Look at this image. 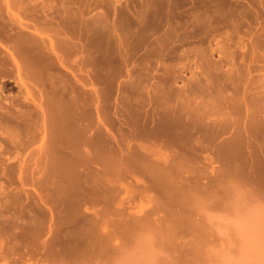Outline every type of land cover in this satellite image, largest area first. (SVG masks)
<instances>
[{
  "label": "rangeland",
  "instance_id": "obj_1",
  "mask_svg": "<svg viewBox=\"0 0 264 264\" xmlns=\"http://www.w3.org/2000/svg\"><path fill=\"white\" fill-rule=\"evenodd\" d=\"M14 1L16 2V0H13L12 4L11 0H0L1 22L5 23L4 19L5 17L7 18L6 15H9L8 8H12L14 12L22 14L26 18L25 21L30 25V29L24 28L23 30H27L29 32L28 34L31 35L38 34L35 36L40 37L39 41L44 37L45 39L43 38L40 42L45 40L44 42L46 43L49 41V45L51 41L56 43L57 35L54 36L55 34L60 33V31H66V29L71 31H69L70 33L67 31L69 33L67 36L72 41L71 44L74 42V46L78 47L73 54L77 53L81 58L77 54L76 56L72 54L66 61V68L62 67V71L68 73L63 76L66 82L69 83L68 85H72L70 88L74 87L73 83L78 87L83 82L86 84L84 87L86 93L87 90L88 93L92 91L99 92L95 94V97H98V99H91L92 102L90 100L86 101L85 111L88 116H86L87 120H85L84 124L87 127L90 124L88 137L90 136L93 140L99 137L95 145L97 144V147L102 149L104 153L103 157L108 158L110 162L104 167L93 162L94 164L92 165L80 166L78 169L70 163L66 164V166H70H68L69 170L67 169V174L70 175L72 181L69 183L68 178L65 179L66 181L62 180L61 188H63V185H66L64 187L69 190L70 188L75 189V191L79 189L77 191L78 194H74L80 197H75V200L72 197L73 199L69 198V200L78 201L82 199V201L79 200L81 204L79 203L78 207L77 203L79 201L77 203L75 202L74 204L76 205L74 206L71 201L66 199L67 197L65 198L66 201L63 200L64 198L60 199V202L57 200L58 197L54 195H56L57 190L62 189L58 188L60 186L58 183H56L58 187H56L55 183L53 184L54 186L52 185L53 182H56L54 179L57 180L58 177L54 178L52 176L53 172L49 166L48 149L46 150V143L41 138L43 135L40 132L45 125L42 121L44 117L41 111V108L45 105L43 87L40 83L36 84L37 81L32 80L33 78L29 79L32 76L25 77L24 70L19 75L18 68L9 54V50H11L10 46L13 45L12 37L9 40V36H12V31L14 36L16 30H11L5 24L0 23V38H2L0 42L4 40L0 43V52L2 51L0 53V65L3 64V66H0V211L8 216V218L10 217V219L19 217L21 224H23L22 230L19 229L20 233L14 235L15 237L9 234L0 236V264H264V155H259V153L261 154L264 151V129H262L264 113L261 112L262 114L256 115V117L248 120L249 122H253H248L250 126H247L260 127V132L252 127L254 134L248 130L240 133V136L243 134L246 136L242 142V139L236 133L234 134L232 128L225 129L226 122L221 121L222 124H220V119L224 120L228 115L225 112L231 111L230 108L222 105L220 100H215L219 104L217 105L215 103V107V104L212 105L213 109L208 106L212 111L215 110L212 117L214 118L216 116L215 120L218 122L214 124L217 125L208 121L209 119L207 117L208 122L205 121L207 122L205 124L204 120L206 119H204L205 117L202 113H205L209 109L204 110L205 106L202 107L201 105H207L205 102L209 97L205 93L203 94V91L200 92V89H196L199 86V83H197L198 75L196 76L199 70H197L194 64L197 61V57L192 53L189 59L186 57L183 58L182 50L187 46L184 48L180 46V49L178 48L176 49L177 51L174 50L175 52H171L173 56L171 58H168V55H166L167 58L165 55L162 58L160 57L162 60L157 57L160 61H156V59L152 61L154 58H150L152 62L148 63L146 61L148 57L144 55L142 57L145 50L139 47H136L137 50H135L134 45V50L131 48L132 50L130 49L129 51L130 56L124 57L126 55L123 52L119 53L120 55L123 54L122 56L125 60L123 61L122 58L118 59L119 63H121H118L116 69L120 73L116 78L113 79V75H107L109 79L106 78L107 76H101L105 77V79L98 78L100 76L97 77L98 80L101 79L100 81L103 79L102 82L95 80L97 78H94V75L90 72L94 68L92 67L94 65L88 63L90 51L88 52L87 50V46L90 49L87 43L92 44L97 38V35L91 36L90 34L92 29L89 26L92 23L91 18L94 22L97 17L103 15L102 17H105L107 24H111L110 26L107 25V27H113L119 23L118 14L121 11L131 12L129 14H133L136 11H144L147 5L145 1L148 3L150 0H79V2L77 0L75 2L70 0L73 1L70 3H68L69 0H57L58 2L60 1L59 3L56 0H17L16 6L14 5ZM50 1H53L52 3L57 2L53 4L54 7H51L53 11L50 9V6H52L49 3ZM91 1L93 4H91ZM80 2L81 7L85 4L84 7L86 8H83L84 10L87 9L86 11L82 8L79 11L80 6H77L80 5ZM66 3H68L67 5L71 3L74 5L76 3L78 9L75 10V5L73 6L72 4L64 6L66 7L64 9L63 4ZM88 3L90 7L96 4H99V7L92 6L90 8L91 10H89ZM48 4L51 5L48 6ZM43 5H46V8L42 7ZM32 6L35 10H33L34 8ZM70 6L71 8H69ZM55 7L56 9H54ZM67 7L69 10L73 9L70 10L68 15L65 14L66 12L64 13V11H67ZM29 8L30 10L32 8L31 13H29L30 10L28 11ZM61 8L64 10L62 11ZM40 9H43L42 12H45L40 13ZM115 9L117 15L113 13L115 11H112ZM88 10L90 13H88ZM25 11L28 13H25ZM75 11L77 12L75 13ZM47 12H50V14L47 15ZM36 13L42 14L43 16L40 15L41 17H39V14ZM80 13V19L85 18V16L86 19H81V22L79 18L78 20L74 19L76 20L75 24L72 18L68 22L69 26H66V24H64L65 26L63 25V23H67L66 21L70 19L69 17H73L75 14L79 15ZM64 16L68 19H65ZM115 16L118 17L116 18ZM94 17L96 18L94 19ZM38 18L40 22H44L49 18L50 22L47 20L49 22L47 24L50 26L46 24L48 28L41 26L40 22L37 23L35 21ZM43 22L42 24L44 25L46 21ZM82 24L85 27H81ZM39 26L42 28H39ZM35 29H38V32L34 31ZM86 30L89 31L86 33ZM2 32H7L10 35L8 36L7 34L6 36ZM50 33L54 34L53 38L49 36ZM2 35L3 37H1ZM89 36L96 38H93L92 41ZM5 40L9 41L6 42L8 46L4 43ZM129 40L130 42L127 43L132 44L131 41L133 39L131 40L129 38ZM135 42L136 40L134 44ZM127 43L125 42V46L128 48ZM203 45L206 46L207 43ZM138 49L141 51H138ZM86 54L88 57L86 56L87 60L85 58L84 63L82 57H85ZM140 55L141 59H144L145 62L140 59ZM118 57L120 56L118 55ZM214 57L213 59H217L218 55ZM7 61L8 63H6ZM11 64L16 68L14 69ZM4 65H8L9 68L12 67L13 70ZM150 67L152 69L149 70ZM143 68H146L148 72ZM140 69L146 71L145 76L148 74V77L143 76V79L139 82L141 84L137 82L140 85L139 88L136 84L138 86L137 89L140 91H137V89L133 91L136 88L135 83V87L132 86V89L127 86H130L128 85L130 81L132 83L133 79L139 77L137 75L133 78V75L138 73L142 74L139 72L141 71ZM149 71L152 72L150 76ZM131 72H134V74H131ZM76 73L77 75H75ZM252 75L253 78L251 75L249 77L245 75L248 79L243 76L242 80L243 78L245 80L240 81L242 86L239 87L240 89L243 88L242 93H248L245 97H249V100L253 98H260V101L264 100V70L257 71ZM21 76L23 80H21ZM110 78L113 80L111 79V81ZM19 80L31 84L35 83L37 87L35 86V89L31 91V98H27V91L23 85H19L21 84ZM78 82L80 83L79 85H77ZM254 84L257 85V88ZM161 85H164V87H161ZM195 85L198 86L195 88ZM244 85L249 86V88L247 86L248 91L245 90L246 92L244 91L246 89ZM159 86L161 87L160 90ZM232 87L235 89V86L232 85ZM232 87L231 89H224L221 94L224 95L222 97H230L231 94L233 97L238 89H235L236 92H234L235 90L233 89L232 91ZM127 88L129 92H127ZM130 90L134 93H132L134 99L130 95ZM229 90L232 92L230 93ZM135 91L138 92V95H136L137 92ZM239 91L241 92V90ZM186 93L188 96L185 95ZM126 94H128V99L125 98ZM244 94H236L235 96ZM202 96L207 100L205 101L203 99L204 101H202ZM129 99L132 101L137 99L133 103L134 106L130 104L132 101ZM209 99L213 98L210 97ZM261 103L262 105L260 104L259 106L262 108L260 110L263 111L264 104L263 102ZM243 108L245 107H240L239 110L244 111ZM21 111H28L27 116L33 112L34 118L30 116L31 123L34 122L32 127L36 126L33 128L35 132L38 130L40 134L36 132V135L33 137L25 132L22 133V128H20L22 125L20 126V124L12 120L11 122L10 120L7 121V118L11 117L9 114L15 112V116L22 113ZM16 112L19 113L16 114ZM191 114L194 115L192 116ZM195 115H198V117L202 116L203 121H199V118ZM218 116H220V119L217 118ZM147 117L149 120H147ZM229 117L233 120L237 116L232 113ZM237 118L239 119V116ZM259 120L263 123L261 122V124ZM195 121L201 122L202 124L198 125ZM237 121L241 123L240 119ZM31 123L29 121V124ZM68 123L73 125V122L69 121ZM208 123L210 125L206 126ZM240 123L239 125L241 126ZM13 124L19 125L20 131ZM42 124L44 125L42 126ZM37 125L42 130L37 129ZM213 125L214 127L212 128L211 126ZM95 131H99V133ZM256 131L258 133H255ZM259 133L260 137L258 136ZM248 134H251L252 138ZM92 135L93 137L95 135V138ZM254 137H259L260 139L253 140L255 139ZM251 139L255 143L254 145ZM232 141L234 144L231 143ZM256 147H259L261 150L258 149L259 151H256ZM249 154H252V156ZM136 156L140 159H136ZM131 158L133 160L132 162L130 161ZM134 159L136 160L134 161ZM122 160L125 164L122 163ZM119 162L121 165H126L129 162L127 165L130 167V170L127 165V167L124 165L121 166ZM133 162H136L137 165ZM71 163L73 164V162ZM133 165H136L135 168L132 167ZM148 168H151L149 170L150 173L153 171L152 175L148 172ZM106 169H110L109 176ZM111 169H115L118 172L119 176L117 177V181H115L116 178L112 175H117L115 174L116 171L113 170V173H111ZM119 169L121 172H119ZM101 170L106 174H101ZM84 171H88L87 173H90L92 176L94 175V177H90L96 179L93 180L89 177L92 181H87V183L89 182L88 184L94 182V185H96L97 183L96 187L93 184L89 185L88 190V187L86 188L87 185H85L83 188L85 192L87 191L86 194L83 193V188L78 186V181L75 183V179L78 180L77 177L82 174L83 177L88 176ZM47 172H50V174H46ZM78 173H81V175ZM120 173H123V175L121 176ZM102 175H105V178ZM50 177L54 180L53 182ZM118 178L120 179L118 180ZM48 179H50L49 182H47ZM111 181H114V183ZM53 187L54 189L51 190ZM72 189L70 191L74 192ZM49 190L54 191V194ZM16 192L19 193L16 194ZM47 193L50 195L48 199ZM42 196L46 199H43L45 201L42 200ZM51 197L54 199L52 200ZM84 197L87 198L84 199ZM62 200L65 203H62ZM33 204L35 205L33 207H35L36 212H34L35 210L32 207ZM97 213H100L102 217H98ZM69 215L73 217V220L68 219L70 217ZM32 217L38 220L32 223L33 225L36 224L37 228L31 225L30 218ZM61 223H65V225ZM67 224L69 229L67 228ZM31 228L33 230L30 232L29 229ZM61 228L63 231H60ZM54 233L55 235L57 234L56 238ZM147 242L148 245L145 246ZM144 250L146 251L143 252ZM147 251L150 252L148 253ZM146 253L148 254L146 255ZM137 256L138 258L136 259ZM140 256L142 258L144 257V262H142L143 259L141 260Z\"/></svg>",
  "mask_w": 264,
  "mask_h": 264
},
{
  "label": "bare ground",
  "instance_id": "obj_2",
  "mask_svg": "<svg viewBox=\"0 0 264 264\" xmlns=\"http://www.w3.org/2000/svg\"><path fill=\"white\" fill-rule=\"evenodd\" d=\"M11 1H12V4H13V0H11ZM73 1L75 2V0H73ZM73 1H70L69 0L68 3L73 2ZM52 2L51 1L49 2V3L52 4V6H50L51 4H48V6H50V9L51 10L53 9L51 7H54L53 4L55 3V2L54 3H52ZM77 2H79V0H77ZM68 3L63 4V8L64 9L66 8L64 6H69V5L72 4L71 3V4L67 5ZM145 3L147 5H146V9L144 11H136L133 14H129L131 12L127 13L124 10L121 11L120 13L118 12L119 13L118 14V16H119V23L118 24H115L113 27H107V25H109V24H107V21H106L105 17H102L103 16L102 14H101L102 16H99V17L96 16L97 19H95L96 17H94V19H95L94 22L92 21V18H91V22L92 23L89 21V23H91V25L89 24V26H91L90 28H92L90 34H91V36L97 35V38L96 37H93V38H96L97 40L95 39L96 41L94 40V42H92L93 41V38L91 36H89L91 38V40H92L91 41L92 44L91 43H87V44H89V47H90V49H89L88 46H87L88 52L90 51V53H89L90 54V57L87 56L88 52H86L87 54L85 55V57L84 56L82 57V60L85 63V58L87 60V57H88V59H89L88 60L89 61L88 63L89 64L92 63L94 65V66H92L94 68L92 69V71H90L91 74L94 75L93 77L94 78H97L98 76H100L98 78L105 79V77H101V76H107V75H110L111 76V75H113L112 76L113 79L116 78L117 75H119V73H120V72L117 71L118 69H116V67H118V63H119L118 59L119 58H122L123 61L125 60V58H123V56H122L123 54L120 55L119 53H122L123 52L124 55H126L124 57L130 56L129 51H130L131 48L134 50V48H133L134 45H135V50H137L136 47H139L140 49L143 48L145 50L144 51V54H142V53L141 54H142V57H143V55L145 57H148L147 60H146L148 63L149 62H152V61H155V59H156V61H160V60H162V59H160V57L162 58L164 55H165L166 58H167L166 55H168V58L169 57L171 58V57H173L171 52H173L174 50L178 49L180 46L181 47L183 46V48L185 46H187L186 48H184L182 50V53H183L182 55H184L183 58L186 57V58L189 59V57H190V55L192 53H194L195 56L197 57V61L194 64H195L197 70H199L198 72L196 71L197 72L196 76L198 75L197 83H199V86L198 85H195V88L198 86L199 88L197 87L196 89H200V92L203 91V94L205 93V95H207L209 98L210 97L213 98V99H209L207 96H205L206 98H208V100H209L208 101L207 99H205L202 96L203 97L202 98V101H204V100L206 101L207 100L205 102V103H207V105L204 104V105H201V106L202 107L205 106L204 110L205 109H209L208 106H210L213 109V106L212 105H214L216 103L215 100L216 101L217 100H220L221 102L220 101L219 102L222 105H225L226 108H230L231 109L230 112H225L226 115L228 114L226 116V119L221 120L220 119V116L221 115L218 116L217 118L220 119V121H219L220 124H222V122H226L225 123L226 124L225 129L228 130L229 127L232 128L233 131H234V134L236 133L242 139L241 140V142H242L243 141V138L244 137L246 138V136L243 134L244 136L242 135L243 136L242 137V136H240L241 135L240 133H244V131H246V130L251 131L253 133V131H254L253 128H256V127H253V126L249 127L250 126L249 123H252L253 121H250L249 122L248 120L251 119V118H253V117H256V115H260V114L264 113L263 112L264 111V108H263V111H261L262 108H261V106H259L260 104L262 105L261 102H263V104H264V100H261L260 101V98L259 99L258 98H255V99L253 98V99H250L249 100L248 99L249 97H245V95L248 94L246 91H248L247 89L249 88V86L248 85H244L245 88H246V89H244V91L246 90L245 91L246 94L242 93V91H243L242 89L243 88L240 89V87H239V86H242L241 82L243 80H245L244 78L242 80V77L243 76L246 75V76L249 77L251 75L252 78H253V75H252L253 73H255L257 71L264 70V0H150V1H148V3L145 1ZM21 4H23V3H21ZM91 4H93L92 1H91ZM9 5H11V4H9ZM14 5L15 6L17 5V0L14 3ZM32 5H34V4L32 3ZM74 5L73 6L75 7V10L78 9L77 7H79V6H80L79 11H80L81 8L83 10H84V8H86V7H84L85 4H84V6L82 4V6L84 8L81 7V2H80V5H78L77 7H76V3ZM141 5H142V3H141ZM20 6H22V5H20ZM45 6L43 5L42 7H45ZM95 6H98L99 7V4H96L93 7H95ZM9 7H11V6H9ZM74 7H73V9H74ZM88 7H89V10H91L90 9L91 8L90 7V4H89ZM140 7H142V6H140ZM32 8H34V7L32 6ZM32 8H31V10H32ZM45 8H44V10H45ZM63 8H61L62 11L64 10ZM69 8H71V6ZM8 9H9L8 10L9 11L8 12L9 15H6L7 18L4 16L5 17V19H4L5 21L3 20L5 23H3L1 21H0V23L1 24L2 23L5 24L11 30H16L14 36H13V31H12V36H9L10 34L7 33V32L6 33L2 32L4 34H6V36L8 34L9 40H10L11 37H12V40H13L12 41V44L13 45L10 46L11 50H9V54L12 57L14 63L16 64V66L18 68V71L20 73L19 75H21L22 70H24L25 77L28 78L29 76H32L29 79H32L33 78L32 80L37 81L36 84L37 83H40V85H42V87H43L42 90L44 91V95L46 96V97L44 96V103H45V105H44V107L41 108L42 115L44 117V120H42V121H43V123L45 125L42 124V126L44 125L43 130H42V128H39L40 126H38V125H37L38 126L37 129L39 128V130H42V131H40L41 134L43 135L41 138L46 143L45 144L46 150L48 149V158H49V162H50L49 166L51 168V171L53 172V173L51 172L53 174L52 176L54 178H57L58 177L57 180L54 179L56 182H53L54 180L50 177V179L53 182L52 185L55 183L56 187H58L57 184H56V183H58L60 185L58 188L62 189V190H59V191L57 190V193L55 191V193H56L57 196L56 195H54V196L55 197H58V199L57 198L56 199L59 202H60V199H63L64 198L63 200H65L66 197H67L66 198L67 200H69V198H72V197L74 198V199L73 198L72 199L75 200V197L76 198L80 197V196L77 195L78 194L77 191L79 189L77 191H75V189L70 188V190L72 189V191H74V192H71L69 189H67L66 187H64L66 185H63V188L64 189L66 188L65 190L63 188H61V186H62L61 185V181L62 180L66 181L65 179L68 178L69 179L68 181H70L69 183H71V181H72L70 175L67 174L70 166L69 165L66 166V164H69L70 163L72 166L74 165L73 167H75V168L77 167V169H78V167H80V166H83V167L86 166V165L89 166V165H92L94 163H97L98 165L104 167V166H107V164H109V162H110V160H108V158L106 159L105 157H103L104 156V153H103L102 149L98 148L97 147V144L95 145V143H96V141H97V139L99 137L96 138V139H94V140L91 139L90 136L88 137V132L90 131L89 130L90 129L89 128V125L90 124L88 125V127H87V125L84 124L85 123V120H87L86 119L87 118L86 116H88V115H86L87 112L85 111L86 110V108H85L86 107V101L87 100L88 101L90 100V102H92L91 99L93 100L94 98H96L95 97V94H97L99 92L92 91L93 92L92 93L90 91L91 93H88V90H87V93H88L87 94L86 93V89L84 88L86 86V84L82 82V84L79 85L81 83V81H80V83L78 82V84H77V85H79L78 87L75 86L74 83H73V86L74 87L73 88H70L72 85L70 84V86H69L68 85L69 83L66 82V79L63 76L64 74H68V73L62 71V67L66 68L65 66L67 65L66 64L67 59H69L71 57V55L76 51V48H78V47H75L74 46V42H73V44H71L72 41H70L69 37L67 36V34H69L71 32L70 30H69L70 31L69 32L66 29V31H60V33H57V34H55V32H53V30H52V32L55 35L53 33H50V35L49 34L48 35L50 37L52 36V38H53V35L54 36L57 35V40L55 41L56 43H54V42L51 41L50 42V45H49L48 44L49 41L46 42V43L44 42L45 40L42 41V42H40L41 40H43L44 37L39 41V38L40 37H36L35 36V35H38V34L31 35V34H28L29 32L27 30H25L27 32H25L23 30L24 28H29L30 27V25H28L29 23H27L25 21L26 18H24L22 14L14 12L12 10V8H8ZM54 9H56V7ZM73 9H70V10H73ZM0 10H1V8H0ZM29 10H30V8L28 9V11ZM31 10L29 11V13H31ZM33 10H35V8ZM40 10H41L40 13H44L46 11L45 10V11L42 12L43 9H40ZM66 10L67 11H64V13L66 12L65 14L68 15L69 12H70V10L68 9V7H67ZM83 10H82V13H83ZM86 10L87 9H85L84 11H86ZM136 10H137V8H136ZM112 11H115L113 13H116V15H117L116 9L115 10H112ZM118 11H120V10H118ZM76 12L77 11H75V13ZM0 13H1V11H0ZM25 13H28V12L25 11ZM88 13H90V11ZM36 14H39V13H36ZM48 14H50V12H47V15ZM70 14H72V13H70ZM34 15H35V13H34ZM40 15H42V14H39V17H41ZM113 15H115V14H113ZM51 17H53V16L51 15ZM80 17H81V13L79 15L78 14L77 15L75 14L73 17H69L70 19L67 20V21L65 19H68V18L65 17V19L64 18L63 19L67 23H63V25L66 24V26H69L68 25V22H70V20L72 18H73L72 20H74V19H77L78 20V18H79V21H80L82 19V18L80 19ZM107 17H109V16H107ZM116 18H115V20H116ZM30 19H32V18H30ZM45 19H47V18H45ZM45 19H43V20H45ZM63 19H62V21H64ZM83 19H86V16ZM38 20H39V18L37 20H35V21H37V23H38V22H40ZM47 20H49V18ZM47 20H45L46 23H44L45 21L44 22L42 21L44 23V25L42 24V22H40L41 23V26H44V27L46 25L47 26H50V25L47 24V23L50 22V20H49V22H47ZM74 21H75V24H76V20H74ZM33 22H34V20H33ZM77 23H79V22H77ZM41 26H39V28H42ZM47 26L45 28H48ZM81 27H85V26H83V24H82ZM49 28H51V27H49ZM90 28H88V29H90ZM0 29H1V27H0ZM11 30H9V31H11ZM64 30H65V28H64ZM34 31L38 32V29H35ZM54 31H56V30H54ZM88 31L89 30H86V33ZM69 36H71V35H69ZM1 37H3V35ZM131 37H133V38H131ZM129 38L131 40L133 39L131 41L132 44L127 43V42H130ZM0 39L2 40V38H0ZM7 40H5V42H4L6 44V46H8L6 42H9ZM135 40H136V42L134 44V41ZM3 41H1V42H3ZM125 42L127 43L126 45H128V48L125 46ZM204 43H207V45L204 46L203 45ZM9 44H11V43H9ZM123 46L125 47V49H123L124 48ZM140 49H138V51ZM143 49H142V51H143ZM132 52H131V54H132ZM80 53H82V52H80ZM76 54H73V56L74 55L76 56ZM170 54H171V56H169ZM77 55H79V54H77ZM118 55L120 57L117 58ZM216 55H218L217 59H213V58H215L214 56H216ZM157 57H159L158 59H160V60H158ZM80 58H81V56H80ZM150 58H154V59H152V61H150L151 60ZM140 59H141V55H140ZM82 60H80V61H82ZM8 61H9V59H8ZM8 61L6 63H8ZM80 61H79V63H80ZM142 61H144V59ZM142 61H141V63H142ZM163 61H164V58H163ZM84 63H83V65L85 66ZM162 63H164V62H162ZM8 65H4V66L8 67ZM12 65L13 64H11V66ZM144 65H145V63H144ZM0 66H3V64H1ZM12 67L14 69L16 68L14 66H12ZM12 67L11 68L8 67V68L13 70ZM146 67H147V65H146ZM143 69L144 70H147L146 68H143ZM150 69H152V67H150L149 70ZM188 69H189V67H188ZM144 70L139 71L142 74L138 73L136 75H133L134 76L133 78H135L137 75H139V77L138 78L136 77V79H133L132 80V83L130 81L129 84H128L130 86H127V87H130V89H132L131 87L134 86V83H135L136 88L133 89V91L136 90L138 88V86L140 88V85H138V83L141 81V79H143V76L146 75L145 73L148 72V70H147V72L144 71ZM153 70H151V71H153ZM151 71H149L150 72L149 73V76L152 74ZM82 72H84V71H82ZM137 72H138V70H137ZM80 74H82V73H80ZM131 74H134V72L133 73L131 72ZM75 75H77V73ZM95 75H96V77H95ZM22 76L20 78H22ZM25 77L23 76V78H25ZM131 77H132V75H131ZM145 77L147 78L148 77V74ZM23 78L21 80H23ZM98 78L95 79V80H98ZM106 78H108V76ZM67 79H68V77H67ZM103 79H102V81H103ZM111 79L112 78H110V80ZM246 79H248V78L246 77ZM100 80H98V81H100ZM102 81H100V82H102ZM20 82H21V84H19V85L20 86L23 85L25 87L26 91H27V98L28 99L31 98V96H32V92L31 91L33 89H35V86H36L35 83L31 84V83L26 82V81H20ZM139 84H141V83H139ZM243 84H245V83L243 82ZM232 85L235 86V89H238L237 92H240L239 90H241V92L240 93H237L236 90L232 87ZM249 85H250V83H249ZM254 85H256V84H254ZM236 86H238V87L236 88ZM247 86H248V88H247ZM261 86H262V84H261ZM161 87H164V85L163 86L161 85ZM161 87L159 86V90H160ZM231 87H232V91L234 89L235 90L234 92H236V93H234L233 97H232V94H231L230 97H222V96H224V95H221L223 93L222 91L224 89H231ZM154 88H156V86H154ZM256 88H257V85H256ZM189 89H190V87H189ZM189 89H188V91H190ZM191 89H193V88H191ZM75 90H77V91H75ZM138 90L139 89H137V91ZM137 91H135V92H137ZM229 91H230V93L232 92L231 90H229ZM260 91H262V90H260ZM127 92H129V89H128ZM153 92H154V89H153ZM249 92H250V90H249ZM251 92H252V90H251ZM132 93L133 92L131 91V94H130L131 97H132ZM123 94H124V92H123ZM128 94H126V97H125L126 99H128L127 98ZM236 94H244V95H240V96L237 95V96H235ZM136 95H138V92H137ZM185 95H187V93ZM212 96H214V97H212ZM254 96H256V95H254ZM260 96H261V94H260ZM96 99H98V97ZM131 99H129V100L132 101ZM263 99H264V97H263ZM135 100H137V99H135ZM135 100L132 101V102L129 101L130 104H132L134 106L133 103H135ZM138 100H140V99H138ZM97 102H98V100H97ZM184 102H186V101H184ZM138 103H137V105H138ZM216 104L218 105L219 103H216ZM216 104L214 105V107L216 106ZM219 106L221 107V105H219ZM243 106L245 107V108H243L244 111H241V109L239 110V108L240 107L242 108ZM99 110H100V108H99ZM28 111H25V112L24 111H21L22 113H20L19 115L17 114L19 112H16L17 115H15V116H14L15 112L14 113H11L12 115L9 114L11 117L7 118L8 120L7 119L6 120L7 121L10 120V122L12 120V121H15L16 123L20 124V126L22 125V127H20V128H22L21 129L22 130V133L25 132L26 134H29V135H31V136L34 137V135H36L35 133L37 132V134H38L39 132H38L37 129H36L37 131L35 132V129L34 128L36 126H33L34 128L32 127V124L34 122L31 123L30 116H32V117L34 116L33 115V112L31 114H29V116H27V114H28L27 112ZM214 111H212L211 109H209L205 113H202V114H204L203 115L205 117L204 119H206V117H207V119H209L208 121H211L213 124L216 123V122H218L217 120H215V117L216 116L214 118L212 117V115H214L213 114ZM201 112H199V113H201ZM232 113L235 116H237V117L239 116V119L241 120V123L237 121V120H239L237 117H235V119L233 118V120L229 117V115H231ZM196 114H197V112H196ZM191 115L193 116L194 114H191ZM223 116L225 118V115L224 114H223ZM263 116H264V114H263ZM196 117H198V115ZM33 118H32V120H33ZM198 118H199V121L200 120L203 121V117L202 116L201 117L199 116ZM28 119H30L29 121H30L31 124H29V121H26ZM207 119L204 120V122L207 121ZM213 119H214L215 122L212 121ZM147 120H149L148 117H147ZM69 121L70 122H73V125H70L68 123ZM143 121H144V119H143ZM26 122H28V123H26ZM207 122H205V124ZM211 122H209V123H211ZM261 122L262 121H260V123ZM88 123H90V122L88 121ZM197 123H198V125L199 124H202L201 122H196V124ZM209 123L206 126L210 125ZM239 123L241 124V126L239 125ZM196 124H194V125H196ZM214 125H217V124H214ZM214 125L211 126V127L213 128ZM247 125H249V126H247ZM16 126L15 127L17 128V130L20 131L19 125H16ZM256 126H257V124H256ZM262 127H263L262 129H264V123H263V126ZM259 128L257 127L256 129H257V131L260 132ZM215 130H216V128H215ZM222 130H224V129H222ZM248 131H247V133H248ZM257 131L255 133H258ZM95 132L99 133V131H95ZM215 133L217 134V132H215ZM263 133H264V130H263ZM234 134H232V135H234ZM245 134H246V132H245ZM237 135H236V137H237ZM259 135H260V133L258 134V136ZM249 136H251V134ZM254 136H256V135H254ZM92 137H93V135H92ZM259 137H254L255 139H253V140H257V138H259ZM93 138H95V135H94ZM237 138H234V139H237ZM251 138H252V136H251ZM251 142H252L253 145L255 144L252 141V139H251ZM231 143H233V141ZM245 144H246V142H245ZM232 146L234 147V145H232ZM237 146H238V144H237ZM259 146H260V144H259ZM250 148H251V146H250ZM252 148H254V147L252 146ZM258 149L261 150L259 147L258 148L256 147V151H259ZM254 151H255V149H254ZM249 155L252 156V154H249ZM259 155H264V151L261 154L259 153ZM136 157H134V158H136ZM136 159H138V157ZM136 159H134V161ZM130 161L131 162L133 161L132 158L130 159ZM71 162H73V164ZM139 162H141V161H139ZM122 163H124V161ZM127 163L129 164V162H127ZM127 163H126V165H127ZM133 163L136 164V162H133ZM143 164H144V162H143ZM120 165H121V163H120ZM123 165H121V166H123ZM126 165H124V166H126ZM135 166L133 165L132 167L135 168ZM109 167H106V168H109ZM124 169H125V167H124ZM143 169H145V168H143ZM150 169L148 168V172H149ZM79 170H81V169H79ZM113 170L116 171L115 169H113ZM113 170L111 169V173H113L112 172ZM129 170H130V167H129ZM76 172H78V171H76ZM87 172L88 171H86L85 173H87ZM106 172H107V174L110 173V169H108ZM116 172H115V174H117V175L112 174L113 177L116 178V179L114 178L115 181H117V177L119 176L118 175V172L117 173ZM119 172H121V170ZM151 172L153 173V171H151ZM48 173L50 174V172H47L46 174H48ZM100 173L101 174H104L105 172L103 170H101ZM149 173H147V174L149 175ZM152 173H150V174L152 175ZM78 174L81 175V173H78ZM87 174H88V176L86 175L84 177H83V174L81 175L82 177L78 175L79 176V177H77L78 180L75 179V183H76V181H78L79 184L78 183L77 184H78L79 187H82L83 188L85 185H87L86 186V188H87L89 185H92V184L94 185V182L92 184H88L89 182L87 183V181H90L91 180L90 178L94 177V175L92 176V175H90V173H87ZM112 175H111V178H112ZM122 175H123V173L121 174V176ZM90 176H92V177H90ZM102 176H103V178H105V175H102ZM108 176H109V174H108ZM50 179H48L47 182H49ZM87 179H89V180H87ZM119 179L120 178H118V180ZM93 180H96V179H93ZM59 181H60V183H59ZM153 181H155V180L153 179ZM155 182L157 183V181H155ZM112 183H114V181ZM94 186L96 187L97 186V183ZM69 187H70V185H69ZM89 187L87 188V190L89 189ZM1 189L2 190H5L3 188H1ZM52 189H54V187L51 188V190ZM51 190H49V191H51ZM82 191H84L83 193H85V194L87 192V191L85 192V189L84 188L82 189ZM51 192H53V194H54V191H51ZM70 192H71V194H70ZM97 192H98V190H97ZM18 193L16 192V194H18ZM74 193H77L76 194L77 196ZM47 194H48V197L46 196ZM47 194L45 195V197H47V199H48V198H50L49 197L50 195H49V193H47ZM28 195H29V193H28ZM43 196H42V200L45 199ZM163 196H166V195H163ZM98 197H99V195H98ZM86 198L84 197V199H86ZM51 199H52V197H51ZM72 199H70L69 201H71V203H73L74 206L76 205V204H74L75 202L77 203L79 200L82 201V199H79V200L77 199L78 201H72ZM45 200H43V201H45ZM63 200H62V203L63 202L65 203L66 200L65 201H63ZM81 201H79L77 203L78 204V207H79V203L81 204ZM33 206H35V205L33 204L32 207ZM52 207H54V206H52ZM33 209L35 210V207H33ZM8 211H9V209H8ZM33 211H32V213L34 214V212H36V210L34 212ZM12 214H14V213H12ZM30 214H31V212H30ZM33 214H31V215H33ZM97 214H98V217H102L100 213H97ZM36 216H38V215H36ZM47 216H48V214H47ZM65 216H67V215H65ZM80 216H81V214H80ZM28 217H30V216H28ZM70 217L68 219H70V220L72 219L73 220V217L72 216H70ZM93 217H95V216H93ZM98 217H97V219H98ZM37 219H38V217H37ZM104 219L106 220V218H104ZM107 219H108V217H107ZM36 221H38V220H36L35 217L30 218L31 225H33L32 223H35ZM81 222H83V221H81ZM83 223H85V222H83ZM83 223H81V224H83ZM61 224L62 225L63 224L65 225V223H61ZM68 224H69V222H68ZM68 224H67V226H68ZM22 225L23 224H21L19 217L18 218L15 217L14 219H10V217L8 218V216L4 215L2 213V211H0V236L1 235L3 236V234H9V235H13L14 236V235L20 233V230L19 229L22 228ZM33 226H36V224L33 225ZM60 226H59V228H60ZM33 228H35V227H33ZM33 228L29 229L30 232H31V230H33ZM36 228H37V226H36ZM36 228L34 230H36ZM67 228L69 229V226ZM61 230H62V228L60 229V231ZM57 231L60 232L59 230H57ZM82 231H84V230H82ZM38 232H39V230H38ZM55 233H54V235H55ZM56 235H55V238H56ZM58 235L60 236V234H58ZM36 236H37V234H36ZM38 237H39V235H38ZM61 239H62V237H61ZM54 240H56V239H54ZM148 242L146 243V245L145 244L144 245L147 246L148 245ZM143 243H145V242H143ZM147 248H149V247H147ZM51 249H52V247H51ZM149 250H150V248H149ZM145 251L146 250H144L143 252H145ZM147 252L149 253L150 251H147ZM148 253H146V255ZM140 255H141V253H140ZM137 258H138V256L136 257V259ZM142 259H143L142 262H144V257L143 258L141 257V260ZM145 261H146V259H145Z\"/></svg>",
  "mask_w": 264,
  "mask_h": 264
}]
</instances>
